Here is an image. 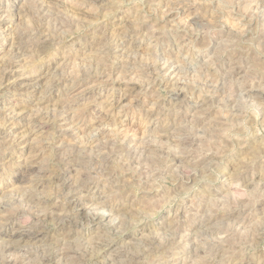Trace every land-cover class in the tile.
I'll list each match as a JSON object with an SVG mask.
<instances>
[{"label": "rangeland", "instance_id": "374dc122", "mask_svg": "<svg viewBox=\"0 0 264 264\" xmlns=\"http://www.w3.org/2000/svg\"><path fill=\"white\" fill-rule=\"evenodd\" d=\"M0 132V264H264V0H0Z\"/></svg>", "mask_w": 264, "mask_h": 264}, {"label": "bare ground", "instance_id": "6f19581e", "mask_svg": "<svg viewBox=\"0 0 264 264\" xmlns=\"http://www.w3.org/2000/svg\"><path fill=\"white\" fill-rule=\"evenodd\" d=\"M79 1H80V0H79ZM109 1H110V0H109ZM82 2H83V1H82ZM92 2H94V1H92ZM101 3H102V2H101ZM102 4H103V3H102ZM107 4H108V3H107ZM255 4H256V3H255ZM30 5H31V4H30ZM103 5H104V4H103ZM261 5H262V4H261ZM98 6H99V5H98ZM108 6H109V4H108ZM167 6H170V5H167ZM33 7H34V6H33ZM40 7H41V6H40ZM99 7H101V5H100ZM103 8H106V6L104 5ZM166 8H167V7H166ZM172 8H173V7H172ZM95 9H96V8H95ZM107 9H109V7H108ZM113 9H114V8H113ZM102 10H103V9H102ZM105 11H107V10H105ZM109 11H110V10H109ZM100 12H101V9H100ZM102 12H103V11H102ZM107 12H108V11H107ZM27 15H28V14H27ZM32 15H33V13H32ZM95 15H96V14H95ZM33 21H34V20H33ZM189 21H190V20H189ZM190 22H191V21H190ZM33 25H34V24H33ZM22 29H23V28H22ZM125 29H126V28H125ZM128 29H129V28H128ZM125 31H126V30H125ZM104 34H105V33H104ZM104 34H103V38H104ZM108 34H109V33H108ZM101 35H102V33H101ZM101 35H100V36H101ZM105 35H106L105 37H108L107 34H105ZM113 35H114V33H113ZM116 35H117V34H116ZM109 36H110V35H109ZM130 36H131V35H130ZM111 37H113V36H111ZM115 37H117V36H115ZM118 37L120 38V36H118ZM100 38H102V37H100ZM104 39H105L104 42L102 43V40H101V43H100V44H101V45H104L103 47H105L106 45H110V43L108 42L109 39H108V41H107L106 38H104ZM110 39H111V38H110ZM117 39H118V38H117ZM117 39H116V40H117ZM116 40H115V41H116ZM121 40H123V39H121ZM16 41H17V40H16ZM21 42H22V41H21ZM99 42H100V41H99ZM97 43H98V42H97ZM113 43L115 44V42H113ZM116 43H117V44L115 45L116 47H121L122 44H123V42L121 43V41H120L119 39H118V42H116ZM98 46H99V44H98ZM98 46H97V47H98ZM115 46H114V47H115ZM97 47H96V48H97ZM107 47H108V46H107ZM110 47H111V46H110ZM110 47H109V48H110ZM116 47H115V48H116ZM101 48H102V47H101ZM97 49H98V48H97ZM99 49H100V48H99ZM117 49H118V48H117ZM101 50H103V48H102ZM125 50H126V49H125ZM118 51H119V50H118ZM107 52H108V51H107ZM128 53H129V52H128ZM134 53H135V52H134ZM117 55H118V54H117ZM129 55H130V54H129ZM155 55H156V54H155ZM125 58H126V57H125ZM105 59H106V58H105ZM105 59H104V60H105ZM155 59H156V58H155ZM106 60H107V59H106ZM110 60H111V59H110ZM169 60H170V59H169ZM136 61H137V60H136ZM138 61H139V60H138ZM148 61H149V60H148ZM99 62H100V61H99ZM165 63H166V62H165ZM145 64H146V63H145ZM145 64H144V65H145ZM148 64H149V63H148ZM152 64H153V63H152ZM8 65H10V64L8 63ZM130 66H131V65H130ZM173 66H174V65H173ZM85 67H86V66H85ZM94 67H95V66H94ZM132 67H133V66H132ZM150 67H151V66H150ZM96 68H97V67H96ZM103 68H104V66H103ZM123 69H124V68H123ZM128 69H129V68H128ZM154 69H155V68H154ZM182 69H183V68H182ZM134 70H135V69H134ZM127 71H128V70H127ZM175 71H176V70H175ZM182 71H183V70H182ZM187 71H188V70H187ZM150 72H151V71H150ZM166 72H167V71H165V73H166ZM84 73H86V72H84ZM155 73H156V72H155ZM62 75H63V74H62ZM62 75H61V76H62ZM7 76H8V75H7ZM82 76H83V75H82ZM85 76H86V75H85ZM143 76H144V75H143ZM146 76H147V75H146ZM207 76H208V75H207ZM167 77H168V76H167ZM204 77H205V76H204ZM54 78H55V77H54ZM145 78H146V77H145ZM205 78H206V77H205ZM205 78H204V79H205ZM51 79H52V78H51ZM167 80H168V79H167ZM205 80H206V79H205ZM50 81H51V80H50ZM198 81H199V80H198ZM8 82H9V81H8ZM23 83H26V82H23ZM27 83H28V82H27ZM27 83H26V84H27ZM29 83H30V82H29ZM172 84H173V83H172ZM169 85H170V84H169ZM199 85H200V84H199ZM170 86H171V85H170ZM168 89H169V88H168ZM22 90H23V89H22ZM25 90H26V89H25ZM239 91H240V90H239ZM170 92H171V91H170ZM261 92H262V91H261ZM237 93H238V92H237ZM225 94H226V93H225ZM177 95H178V94H177ZM181 95H182V94H181ZM257 95H258V94H257ZM251 97H252V96H251ZM228 98H229V97H228ZM228 98H227V99H228ZM235 98H236V97H235ZM253 98H254V97H253ZM258 98H259V97H258ZM229 99H230V98H229ZM251 99H252V98H251ZM235 101H236V100H235ZM60 110H61V109H60ZM58 115H59V114H58ZM44 116H45V115H44ZM50 117H51V116H50ZM31 123H32V122H31ZM39 124H40V123H39ZM37 127H38V125H37ZM27 132H28V131H27ZM0 133H1V132H0ZM181 133H182V132H181ZM186 133H187V132H186ZM4 134H6V133H4ZM103 134H104V133H103ZM2 135H3V133H2ZM107 135H108V134H107ZM190 136H191V135H190ZM6 137H7V136H6ZM106 137H107V136H106ZM186 137H187V136H186ZM184 138H185V136H184ZM188 138H189V137H188ZM97 139H98V138H97ZM9 140H10V139H9ZM169 141H170V140H169ZM8 142H9V141H8ZM109 142H110V141H109ZM112 142H113V141H112ZM112 142H111V143H112ZM7 144H8V143H7ZM9 144H10V143H9ZM107 145H108V144H107ZM182 145H183V144H182ZM189 145H190V144H189ZM110 146H112V145H110ZM184 146H185V145H184ZM260 146H261V145H260ZM76 147H77V146H76ZM108 147H109V146H108ZM247 150H248V149H247ZM258 151H259V150H258ZM263 151H264V150H263ZM263 154H264V153H263ZM72 155H73V154H72ZM79 155H80V153H79ZM169 155H170V154H169ZM251 155H252V154H251ZM76 157H77V156H76ZM76 157H75V158H76ZM166 157H167V156H166ZM99 158H100V157H99ZM67 160H69V159H67ZM67 160H66V161H67ZM99 161H100V160H99ZM101 161H102V160H101ZM83 162H84V161H83ZM73 164H74V163H73ZM107 164H108V163H107ZM91 166H92V165H91ZM82 167H83V166H82ZM95 167H96V166H95ZM176 167H177V166H176ZM26 169H27V168H26ZM29 169H30V168H29ZM81 169H82V168H81ZM99 169H100V168H99ZM179 169H180V168H179ZM74 170H75V169H74ZM96 170H97V169H96ZM105 170H106V169H105ZM32 171H33V170H32ZM103 171H104V170H103ZM75 172H76V171H75ZM35 173H36V172H35ZM100 173H101V172H100ZM180 173H181V172H180ZM29 174H30V173H29ZM29 174H27V175H29ZM31 174L33 175V173H31ZM31 174H30V176H31ZM56 174H57V173H56ZM58 174H59V173H58ZM58 174H57V175H58ZM107 175H108V174H107ZM109 176H110V175H109ZM34 177H35V176H34ZM25 179H26V178H25ZM43 179H44V178H43ZM33 180H34V179H33ZM77 180H78V179H77ZM246 180H247V179H246ZM36 181H37V180H36ZM60 182H61V181H60ZM89 182H90V181H89ZM62 183H63V185L66 187V180H65V181H62ZM59 184H60V183H59ZM124 184H125V183H124ZM31 185H32V184H31ZM61 185H62V184H61ZM61 185H59V186H61ZM113 186L115 187V185H113ZM113 186H112V187H113ZM120 186H121V184H120ZM61 187H62V186H61ZM77 187H78V186H77ZM60 189H61V188H60ZM60 189H59V190H60ZM74 189H75V188H74ZM31 190H32V189H31ZM61 190H62V189H61ZM26 191H27V190H26ZM72 192H73V191H72ZM65 193H66V192H65ZM20 194H21V193H20ZM31 195H32V194H31ZM72 198H73V197H72ZM29 199H30V198H29ZM69 200H70V199H69ZM70 201H74V199H73V200H70ZM76 201H77V200H76ZM76 201H75V202H76ZM79 201H80V200H79ZM67 203H68V201H67ZM69 203H71V202H69ZM69 203H68V204H69ZM76 203H78V202H76ZM32 204H33V203H32ZM30 205H31V204H30ZM56 205H57V204H56ZM38 206H39V205H38ZM68 206H69V205H68ZM72 206H73V205H72ZM29 207H30V206H29ZM40 207H41V206H40ZM59 207H60V206H59ZM69 207H70V206H69ZM76 207H78V205H76ZM52 209H53V208H52ZM52 209H51V210H52ZM54 209H55V208H54ZM60 209H61V208H60ZM72 210H73V209H72ZM79 210H80V208H79ZM68 211H71V210H68ZM116 211H117V210H116ZM38 212H39V211H38ZM58 212H60V211H58ZM130 212H131V211H130ZM12 213H13V212H12ZM40 213H41V212H40ZM43 213H44V212H43ZM54 213H55V212H54ZM74 213L76 214V215H75V214H74V215L77 216V217L81 216V215H80V212L78 213L77 210H76V212L74 211ZM21 214H22V213H21ZM129 214H130V213H129ZM26 215H27V214H26ZM44 215H45V214H44ZM63 215H64V214H63ZM84 215H85V214H84ZM94 215H95V214H94ZM94 215H93V216H94ZM12 216H13V215H12ZM47 216H48V215H47ZM53 216H54V215H53ZM58 216H60V215H58ZM67 216H68V215H67ZM75 216H73V217L75 218ZM9 217H10V216H9ZM9 217H8V218H9ZM24 217H25V218H26V217L29 218L30 221H33V219L36 220V218H32V216L30 217V216L27 215V216H24ZM44 217H45V216H44ZM55 217H56V216H55ZM62 217H63V216H62ZM64 217H65V216H64ZM73 217L71 216V219H72ZM81 217H83V216H81ZM37 218H38V217H37ZM47 218H48V217H47ZM52 218H53V217H52ZM60 218H61V217H60ZM90 218H91V217H90ZM9 219H10V218H9ZM38 219H39V218H38ZM38 219H37V222H36V223L34 222L35 224H31V225H30V223H29L30 221L28 222L29 225L32 226V228H31V227H27V226H26V223H25V226H26L27 229L29 228L28 230H32V231L35 230V233H37V236L35 235L36 238L34 239V241H35L36 243H40V244H41L42 242H44V238H45V237H44V233L41 232V231H42V229H41V228H42V225H41V222H40ZM53 219H55V218H53ZM57 219H59V218H57ZM131 219H132V218H131ZM6 220H7V219H6ZM49 220H52V219H49ZM73 220H75V219H73ZM73 220H72V221H73ZM121 220H122V219H121ZM126 220H127V219H126ZM8 221H9V220H8ZM38 221H39L40 223H38ZM53 221H55V220H53ZM61 221H62V223H63V222H66V221H68V218H67V219H66V218H63ZM42 222H43V219H42ZM68 222H69V221H68ZM75 222H76V221H75ZM28 223H27V224H28ZM32 223H33V222H32ZM60 223H61V222H60ZM71 223H73V222H71ZM55 224H56V223H55ZM74 224H76V223H73V225H74ZM122 224H123V222H122ZM19 225H20V224H19ZM128 225H129V224H128ZM56 226H61V224H60V225H56ZM69 226H70V224H69ZM124 226H125V225H124ZM70 227H71V226H70ZM122 227H123V226H122ZM24 229H25V228H24ZM15 230H16V229H15ZM19 230H20V229H18V231H19ZM25 230H26V229H25ZM16 231H17V230H16ZM12 232H14V233H11V234L9 235V237H8L11 241H13V239L18 238V234H17V232L15 233L14 230H13ZM29 232H30V231H29ZM59 232H60V231H59ZM63 232H64V231H63ZM69 232H70V231H69ZM2 233H3V232H2ZM19 233H20V232H19ZM65 233H66V232H65ZM22 234H23V233H22ZM28 234H29V233H28ZM67 235H68V234H66V237H67ZM29 236H30V235H29ZM29 236H28V237H29ZM257 237H258V236H257ZM2 238H3V237H2ZM32 238H33V237H32ZM106 238H107V237H106ZM261 238H262V237H261ZM6 239H7V238H6ZM9 239H8V240H9ZM19 239H20V238H19ZM19 239H17V240H19ZM29 239H30V238H29ZM102 239H103V238H102ZM45 240H46V239H45ZM62 240H63V239H62ZM15 241H16V240H15ZM15 241H14V242H15ZM30 241H31V240H30ZM32 241H33V240H32ZM34 241H33V242H34ZM0 242H1V241H0ZM16 242H17V241H16ZM68 242H69V241H68ZM168 242H169V241H168ZM2 243H3V242H2ZM7 243H10V242H7ZM48 243H49V242H48ZM145 243H146V242H145ZM0 244H1V243H0ZM12 244H14V243H10V245H12ZM33 244H34V243H33ZM57 244H58V243H57ZM100 244H101V243H100ZM4 245H5V244H4ZM10 245H9V246H10ZM63 245H65V244H63ZM5 246H7V245H5ZM45 246H46V245H45ZM3 247H4V246H3ZM3 247H0V248H2V249H1V252H2L3 249H4ZM106 247H107V245H106ZM6 248H7V247H5V249H6ZM8 248H10V247H8ZM54 248H55V247H54ZM94 248H95V247H94ZM46 249H47V248H46ZM58 249H59V248H58ZM65 249H66V248H65ZM27 250H28V248H27ZM67 250H68V249H67ZM67 250H64L63 248L60 249L58 252H56V254H57L56 256L67 257L68 255H70V254H69L70 251H67ZM85 250H86V249H85ZM89 250H90V249H89ZM93 250H94V249H93ZM24 251H25V250H24ZM30 251H31V250H30ZM34 251H35V250H34ZM98 251H99V250H98ZM98 251H97V252H98ZM155 251H156V250H155ZM71 252H72V251H71ZM135 252H136V251H135ZM214 252H215V251H214ZM44 253H45V252H43V254H44ZM46 253H48V252H46ZM73 253H74V252H73ZM128 253H129V252H128ZM82 254H83V253H82ZM84 254H85V253H84ZM95 254H96V252H95ZM135 254H136V253H135ZM25 255H26V254H25ZM79 255H80V254H79ZM145 255H146V254H145ZM145 255H144V256H145ZM40 256H41V255H40ZM43 256H44V255H43ZM76 256H77V255H76ZM81 256H82V255H81ZM88 256H89V255H88ZM48 257H49V255H48ZM82 257H83V256H82ZM44 258H45V257H43V259H44ZM60 258H61V257H60ZM55 259H56V258H55ZM18 260H19V259H18ZM47 260H48V259H46L45 261H47ZM62 260H63V259H62ZM96 261H97V260H96ZM98 261H100V260H98ZM108 263H109V262H108ZM117 263H118V262H117ZM121 263H122V262H121ZM1 264H2V263H1ZM6 264H7V263H6ZM76 264H77V263H76Z\"/></svg>", "mask_w": 264, "mask_h": 264}]
</instances>
